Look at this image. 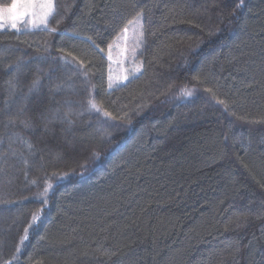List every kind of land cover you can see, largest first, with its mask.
<instances>
[{
	"label": "trees",
	"instance_id": "trees-1",
	"mask_svg": "<svg viewBox=\"0 0 264 264\" xmlns=\"http://www.w3.org/2000/svg\"><path fill=\"white\" fill-rule=\"evenodd\" d=\"M54 3L55 32L0 30V264H261L264 0ZM125 27L139 70L111 86ZM37 76L26 128L9 104ZM69 100L71 131L41 119Z\"/></svg>",
	"mask_w": 264,
	"mask_h": 264
},
{
	"label": "snow or ice",
	"instance_id": "snow-or-ice-1",
	"mask_svg": "<svg viewBox=\"0 0 264 264\" xmlns=\"http://www.w3.org/2000/svg\"><path fill=\"white\" fill-rule=\"evenodd\" d=\"M235 4L237 7H243L244 6V0H235ZM56 12V6L54 3V0H12L10 6L8 8H5L3 6H0V30H4L5 26L7 25V28L9 29H18V24L20 21L24 20L25 17H29V22L32 23L34 28H39L43 31H50L55 32L56 28H49L48 27V19L49 17L53 16ZM142 16V13L137 14V21H139L140 17ZM38 17V22H37ZM129 23H133V21H129ZM123 31L126 33L128 31L127 27L123 29ZM65 35H68V33H64ZM111 47V46H109ZM65 63H68L67 60H65ZM12 73L20 74L23 71L24 66L20 63H17L15 66H9ZM18 78V77H17ZM51 79V77H49ZM10 83V82H9ZM41 87V81L39 76H37L29 85L28 87V93L15 96L14 99L11 100L9 107L15 106L16 116L25 117L20 122L26 127L31 128L32 122L30 118L26 115V105L27 102L30 100L32 95L35 93L39 94V90ZM55 88L57 90H62L63 84L57 83L55 85ZM185 95L190 96L191 92L185 93ZM39 103H43L42 100H38ZM9 103V102H6ZM219 103L224 104V101H219ZM73 101H65V105L67 107V110H64L61 107H53L47 109L45 112L41 113V119L43 121H46L47 124H51L53 122L59 121L61 124H67L69 126L68 130L71 131V126L74 124V120L71 118L73 115L72 107ZM227 107V105L225 106ZM87 110L88 111H96L99 112L101 109L98 107V105L93 101L89 100L87 104ZM79 114H82L79 113ZM10 115V122H12V116ZM105 116H110V113L105 112ZM106 123V122H105ZM112 127L109 125L108 127H100L96 129V134H98L101 137H111V132L109 131V128ZM16 141H20L21 143H24L27 145L29 149H31L33 146L30 142L24 140L23 137L17 135L15 137V143ZM13 156L16 155L15 151H12L11 153ZM94 157H98L99 153H93ZM8 160V154L7 153H0V172H4L3 164H6ZM25 164L28 163L26 159L23 160ZM35 183V182H33ZM52 187L51 184H48L47 187L44 188L43 193H41V203L47 204V195L49 192V189ZM39 222V216L34 215L32 217V222L28 224V227L24 230V236L20 240V243L23 244L24 241L28 239V229L34 228L38 226ZM4 244L3 238H0V247H2ZM17 252L20 251L19 247L16 249ZM238 253L239 249L236 250L235 253H233V259H238ZM5 264H13L11 260L6 261ZM261 264H264V258H262Z\"/></svg>",
	"mask_w": 264,
	"mask_h": 264
},
{
	"label": "rangeland",
	"instance_id": "rangeland-1",
	"mask_svg": "<svg viewBox=\"0 0 264 264\" xmlns=\"http://www.w3.org/2000/svg\"><path fill=\"white\" fill-rule=\"evenodd\" d=\"M10 6V5H9ZM9 6H3L8 8ZM29 17H25L24 20L18 24V29L21 27H33L29 22ZM38 22V17H37ZM138 24L133 27L136 29ZM34 28V27H33ZM4 29L7 28V25ZM134 29L124 32L115 43L109 48L107 54L110 61V81L111 86L124 83L130 77L131 74L136 73L139 70V65L132 61L131 55L133 49L131 46L135 42V36L133 35Z\"/></svg>",
	"mask_w": 264,
	"mask_h": 264
}]
</instances>
